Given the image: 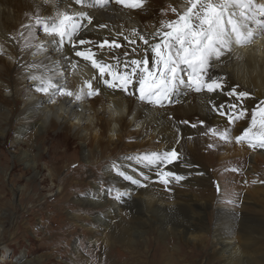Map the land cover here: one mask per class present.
<instances>
[{
  "label": "bare ground",
  "instance_id": "bare-ground-1",
  "mask_svg": "<svg viewBox=\"0 0 264 264\" xmlns=\"http://www.w3.org/2000/svg\"><path fill=\"white\" fill-rule=\"evenodd\" d=\"M165 5V8L170 6L176 8L177 12H182L185 9L186 0H145L143 8L137 10L122 8L116 5L114 0L113 2L86 0V6L73 5L72 0H63V3L59 4L61 11L83 12L85 16L91 18L92 23L89 24L87 19H78L82 25L78 34L71 42L65 38L61 45L58 37L45 35L42 30L34 27L36 14L42 18L55 16L51 2L0 0V138L2 139L5 133L13 135L11 144L16 147L18 154L22 155L20 159L17 158V161L24 166L27 181L41 183L49 181L52 182V186L58 178L61 183L78 178H73L72 173L59 177L58 172L55 171L56 168H47L45 170L47 173L42 176L41 170L44 166H38L37 161L43 157H40L41 154L34 144L37 141H45L50 135L55 139L74 140L77 143L74 148L79 150L81 158L87 162V168L91 172L100 169L102 170L100 177L104 182L127 190L125 195L136 193L133 197L122 196L120 206L117 202L104 200L105 195L101 190L96 189V181L93 180L88 182L90 191L84 198H77L72 202L74 207L85 205L106 209L108 205L109 211L104 210V212L115 218L121 209L130 210L132 217L121 214L119 219L114 218L115 222L112 224H110L111 216L94 220V223H99L104 229V239L107 244H110L107 247L108 253L111 252L109 254H112V248L116 245L125 249L124 253L116 257L117 260L120 256L126 258L133 255L136 257L135 264H181L182 261H188L187 264H196L192 259L202 253L206 242L205 238L196 235V231L207 230L206 235L211 234L213 242L212 250L205 257L204 264H258V259L264 258V252L258 255L254 248L262 238L264 239V225L257 218L245 217L233 221L231 214H229L231 218L225 214V216L220 215V219H217L212 227L207 226L204 220L206 203L195 204L198 210L195 211L193 205L197 200L193 196L183 200L184 204L173 203L174 206L171 207L164 200L168 194L160 192L159 186L149 184V181H142L145 175L154 181L159 179L154 163L141 159L144 156L128 158L122 156L116 159L115 164L116 167L120 166L123 173L147 184L146 188L137 187L131 181L125 180L122 175L113 172L110 165L108 166V160L112 161L114 152L121 149L124 141L148 137L144 139L143 144H150V140L158 141L160 143L158 148L154 145L157 153L175 149L179 154L178 163L168 165L165 170L185 174L186 183H196L195 185L200 186L202 183H208L209 177L204 170L194 167L195 160L201 158L199 151L202 148L205 150L212 148L213 143L216 142L215 139L218 138L208 133L209 127H217L220 132L229 127L227 118L214 112L212 104L235 98L217 95L215 100L210 102L207 92L196 93L190 89L178 88L168 100H165L164 107L141 103L131 96L114 99L109 95L82 101H76L74 96L57 95L53 98L54 102H49L47 95L35 90L38 81L30 78V74L46 73L52 76L53 82L58 81L61 86L73 93L80 92L81 89L86 92L84 85L91 79L95 70L91 68L90 63L74 55L73 43L76 44L75 50H92L97 58L113 65L114 72L117 70L122 72L126 61L150 58L152 53L149 46L144 44L138 36L132 37V30L135 29L137 33L147 37L151 43H156L157 41L152 37L164 19L159 11ZM254 7L255 9L264 8V3L256 0ZM258 19L256 16L251 21L253 26ZM25 25L33 27L28 28ZM100 25L106 27H100ZM81 38L89 43L79 45L78 41ZM129 38L135 39L136 43H129ZM105 40L115 41L121 47L110 48L106 45L101 49L99 44ZM73 63L77 65L75 69L72 68ZM32 64H43L47 68H30L29 65ZM47 69L53 71L49 73ZM210 73L226 75L227 87L238 86L237 90L249 93L248 99L244 101V107L248 110L244 118L236 123L234 129L235 134H240V131L251 122L254 105L264 101V32L259 33L257 39L247 47L234 45L231 53L225 55L221 62L213 60ZM171 102L174 104L169 108L168 104ZM109 105H116V108L110 109ZM201 121L205 122L203 126ZM191 124L195 127H191ZM23 136H28L29 139V143L26 142L29 144L27 151L22 150V147L19 148L20 145L25 144ZM36 149L37 153L32 154ZM240 149H244V146H240ZM249 151L258 153L256 155L260 163L257 167L264 165V149L257 148ZM156 152H149L148 155ZM253 163L250 160L247 168L249 175L256 167ZM82 176L86 177L84 174ZM60 182L54 185L53 189L50 186V192L52 193L57 187V193L62 192V197L59 198L62 200L66 199L68 191L62 189ZM245 199L248 201L250 198ZM170 211L182 213L184 215L182 221L180 219L164 221L162 227L154 224L152 231H156L160 239L171 235L180 239V242L173 245L162 244L161 251L153 249L152 256L150 255L145 262L142 247L145 248L149 242L145 239V234L151 231V228L148 229L150 227L148 214L158 216ZM68 215L73 220L78 219V215L69 213ZM172 222L174 224H171ZM167 224H171V227L166 228ZM86 231L91 233L96 230L87 229ZM208 231L211 232L208 234ZM2 238L0 230V242ZM190 241L196 242L201 250L196 246L195 249L191 248L190 252L185 251L184 248ZM6 251L8 250L4 247L3 252ZM116 259L111 263L117 261ZM41 260L21 259V262L15 264H41Z\"/></svg>",
  "mask_w": 264,
  "mask_h": 264
},
{
  "label": "rangeland",
  "instance_id": "rangeland-1",
  "mask_svg": "<svg viewBox=\"0 0 264 264\" xmlns=\"http://www.w3.org/2000/svg\"><path fill=\"white\" fill-rule=\"evenodd\" d=\"M257 1L264 3V0ZM165 7L166 5L159 11V14L164 17L163 21L175 20L177 14L172 11L173 8L170 6ZM257 17L260 19L259 15ZM172 104L174 102L168 104V107H172ZM259 104L254 105V108ZM236 123L228 127L231 130L232 138L230 140L216 138L212 148L209 147L207 150L202 148L203 150L199 151L201 158L195 160L194 167L204 170L210 180H208V183H202L201 186L195 185L196 183H186L185 174H179L184 179L179 182L173 179L168 185L170 190L166 191L165 186L159 183L158 179H155V181L151 179L152 182H148L159 186L161 188L160 192L168 194L169 197L167 196L164 200L171 207L174 204H184L183 200H187L189 197L193 198V196L197 200L193 205L195 211H198L195 204L206 203L204 220L207 226L210 227L217 219H220V215L225 216V214H231L233 221L245 217L257 218L264 225V165L257 167L260 163L259 157L256 155L258 153L249 151L252 149L247 146V143L237 144L235 142V136L239 135V133L235 134L234 132ZM258 129L259 126H257ZM6 134L2 139L0 138V230L3 237L0 242V264H15L21 262V259L31 260L32 258L42 259L43 264H135L136 257L133 255L126 256V258L120 256L118 260L116 259L125 251L123 247L118 245L113 247L112 254H109L111 252L108 253L107 247L110 244H107L104 239V229L99 223H94L95 219L111 216L110 224H112L115 219L120 218L121 214L132 217L130 210L121 209L115 218V216L107 215V212H104V210L109 211L108 205H106V209H101L99 206L91 208L85 205L74 207L72 202L77 198H84L86 193L90 191L88 182L93 180L96 181V189L101 190L105 195L104 200L117 202L120 206L122 205L121 200L116 199L118 193H124L123 196L127 197H133L136 193L125 195L127 190H122L115 187V185L104 182L100 177L102 176V170L100 169L95 170V168V172H91L87 168V162L81 158L79 150L74 148L77 145L74 140L55 139L48 135L45 141H37L34 144L41 154L40 157L44 158L37 161L38 166H44V169L41 170L42 176L47 173L45 171L47 168H56L55 171L58 172L59 177L68 176L71 173L73 178L78 177L77 179H69L67 182L64 181V183H61L59 178L56 183L53 182L55 186L60 182L62 189L68 191L66 199L59 200L62 197V192L61 194L57 193L56 187L55 191L53 190L51 193L50 186L52 182L27 181L24 166L17 161L22 155H19L16 147L11 144L13 135ZM23 137L25 144L20 145L19 148L22 147V150L27 151L29 139L28 136ZM146 138L148 137L124 141L121 149L114 152L115 156L111 159L112 161L108 160V166L110 165L111 170L116 174L117 168L120 172H123L120 166L116 167L115 164L116 159L122 158V156L126 158L138 157L148 155L149 152H156L155 149L158 148L157 146L160 143L156 140H150V144H143ZM240 146H244V149H240ZM37 149L32 154L37 153ZM41 149L42 152H40ZM250 160L254 162L253 165L254 167L256 165V167L251 170L249 175L247 168L250 165ZM83 174L86 175L85 178L82 176ZM139 178L141 179V177ZM54 185L51 186L52 189ZM245 198L250 199L246 201ZM68 213L78 215V219H71ZM148 215L150 216V224L148 223L150 227L148 229L151 228V231L145 234V239L149 242L145 248L142 247L145 262L150 255L152 256L153 249L156 248L161 251L163 249L162 244L173 245L180 242V239L171 235L160 239L156 231H152L153 225L162 227L164 221L168 222L171 219L182 221L184 216L176 211L158 214V216ZM171 224H174V222ZM171 224H167L166 228L171 227ZM87 229H95L96 231L89 233L86 231ZM97 229L101 230L98 231ZM206 232L207 230L196 231L197 236L206 239L202 253L192 259L196 264H204L205 257L212 250L213 236L209 234L211 231H208L209 235H206ZM192 243L194 244L191 245ZM188 245L184 248L187 252H190L191 248L195 249L196 246L201 250L196 242L190 241ZM4 247L8 251L3 252ZM254 249L258 255L264 252L263 238ZM115 259L117 261L111 263ZM258 260V264H264V258ZM187 263L189 262H181V264Z\"/></svg>",
  "mask_w": 264,
  "mask_h": 264
},
{
  "label": "snow or ice",
  "instance_id": "snow-or-ice-1",
  "mask_svg": "<svg viewBox=\"0 0 264 264\" xmlns=\"http://www.w3.org/2000/svg\"><path fill=\"white\" fill-rule=\"evenodd\" d=\"M49 2L53 4L55 16L42 18L36 14L34 27L42 30L45 35L58 37L61 45L65 38L71 42L78 34L82 27L78 19H87L89 24L92 23L91 18L85 16L83 12L61 11L59 4L63 3V0H45V3ZM255 2L256 0H186L184 11L177 12L176 8L172 9L177 14V19L161 22L160 28L152 37L157 41L156 43H151L147 37L137 33L135 29L132 30V37L138 36L148 45L152 56L143 60L126 61L122 72L119 70L114 72L113 65L97 58L90 49L75 50L76 44L73 43L74 55L90 63L91 68L95 70L91 79L84 85L86 92L81 89L80 92L73 93L61 86L58 81L53 82L52 76L46 73L30 74V78L38 81L35 90L47 95L49 102H54L53 98L57 95L74 96L76 101L109 95L114 99L131 96L141 103L164 107L165 100H168L178 88L190 89L196 93L207 92L210 102H213L217 95L227 96L235 99L213 102L212 110L226 117L227 123L233 125L244 118L248 110L244 107V101L248 99L249 93L237 90L238 86L227 87V76L210 73V68L213 60L221 62L225 55H229L234 45L247 47L257 39L259 33L264 32V8L255 9ZM72 3L86 6V0H72ZM114 3L125 9L137 10L143 8L145 0H114ZM257 15L260 19L253 26L251 21ZM25 27L33 26L25 25ZM100 27L106 26L100 25ZM87 43L89 41L82 38L78 41L79 45ZM129 43H136V40L129 38ZM106 45L110 48L121 47L115 41L107 40L100 43L99 47L103 49ZM29 67L47 68L43 64H32ZM76 67L77 65L73 63L72 68ZM52 71L47 69L49 73ZM109 108L114 110L116 105H109ZM204 123L201 121V126ZM208 133L221 140L232 138L231 130L228 128L220 132L217 127H209ZM235 142L247 143V146L253 150L264 149V101L253 109L251 122L235 136ZM141 159L154 163L158 182L165 186L166 191L170 190L168 185L173 179L176 182L184 179L182 175L165 170L168 165L177 164L179 161V154L175 149L153 153L150 156L146 154ZM117 174L137 187H148L141 180L120 172L118 168ZM143 180L152 182L146 175ZM123 195L124 193H118L116 199L119 200Z\"/></svg>",
  "mask_w": 264,
  "mask_h": 264
}]
</instances>
